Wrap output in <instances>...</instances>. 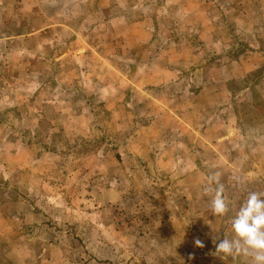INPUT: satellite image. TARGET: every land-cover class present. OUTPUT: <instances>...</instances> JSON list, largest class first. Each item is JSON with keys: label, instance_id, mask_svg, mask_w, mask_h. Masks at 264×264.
I'll list each match as a JSON object with an SVG mask.
<instances>
[{"label": "rangeland", "instance_id": "1", "mask_svg": "<svg viewBox=\"0 0 264 264\" xmlns=\"http://www.w3.org/2000/svg\"><path fill=\"white\" fill-rule=\"evenodd\" d=\"M253 191L264 0H0V264H223Z\"/></svg>", "mask_w": 264, "mask_h": 264}, {"label": "clouds", "instance_id": "2", "mask_svg": "<svg viewBox=\"0 0 264 264\" xmlns=\"http://www.w3.org/2000/svg\"><path fill=\"white\" fill-rule=\"evenodd\" d=\"M203 195L211 197V210L214 215L222 216L229 211L224 185L220 183V173L216 172L208 177ZM232 229L234 238L224 237L216 243L215 255L223 264H229V258L237 255L251 257L252 264H264V193H248L232 220ZM195 244L204 247L199 239Z\"/></svg>", "mask_w": 264, "mask_h": 264}]
</instances>
